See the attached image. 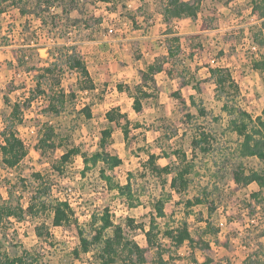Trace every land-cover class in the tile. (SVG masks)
Instances as JSON below:
<instances>
[{
    "label": "rangeland",
    "instance_id": "rangeland-1",
    "mask_svg": "<svg viewBox=\"0 0 264 264\" xmlns=\"http://www.w3.org/2000/svg\"><path fill=\"white\" fill-rule=\"evenodd\" d=\"M24 1L25 4L9 6L0 14V133L14 123L11 108L19 102L20 121L13 128L27 150L25 158L12 169L4 168L0 155V204L19 205L24 211L33 204L37 214L23 212L20 218L0 221V252L12 257L26 251L36 258L37 264H100L94 249L74 256L77 231L82 230L85 236L92 234L96 226L92 225L93 217L97 219L107 208L110 220L121 226L123 236L143 245L144 231L155 217L154 203L162 200L165 217H155V222L168 264L203 260L200 252L187 245L173 248L162 235L166 225L176 227L180 222L187 223L191 234L204 229L205 221L210 224L204 239L210 244L215 262L246 264L248 255L264 259V220L258 212L250 218L246 206L258 187L250 184L239 192L232 190L229 178L234 164L230 160L238 140L228 129L223 98L217 96L208 72V67L227 68L239 87L237 105L253 117L261 114L264 66L255 70L252 61L264 59V31L258 35L263 44H253L257 30L253 29L255 23L249 16L247 0H202L195 18L169 24L160 15L166 0H80L71 9L67 7L68 15L54 8L53 13L58 15L55 25L48 14L42 15L44 18L33 15L34 0ZM42 20L48 26L42 25ZM172 36L180 38V50L169 63L170 68L174 66L172 77L156 75L157 90L152 98L142 102L143 112L137 116L127 88L138 81V70L145 69L156 57L167 55L166 39ZM191 36L195 38L187 41ZM69 45L80 51L92 90H81L84 80L72 71L54 74L57 78L45 75L43 68L50 62L47 51L58 52ZM189 46L199 51L193 58L189 57ZM15 54L20 59L25 56V63L18 65ZM182 78L188 81L181 91L186 106L172 96ZM55 79L58 85L54 84ZM37 82L45 93L64 91L65 108L60 114L42 111L45 95L35 97L30 104L24 102L31 97ZM190 96L205 110V117L199 116L190 104ZM85 107L90 110V118L83 114ZM111 109L125 114L131 124L127 142L120 128L104 118ZM46 127L53 130L54 147L40 151L37 142ZM104 128L112 129L110 152L122 161L117 168L105 172L110 186L101 178V171L105 170L101 164L83 171L80 155L61 161L62 155L73 148L88 155L97 151ZM198 132L211 135L212 149L207 155L196 154L192 158L188 189L173 192L170 180L174 173L157 176L149 171L148 155L158 156L157 164L174 170L182 165L176 152H184L187 160L191 159L190 139ZM242 162L248 168L264 167L255 158ZM127 181L131 202L110 188ZM201 195L214 203L210 215L205 204L185 208L187 200ZM58 201H66L73 212L72 222L66 227L52 225V207ZM130 203L136 206L128 207ZM36 228L41 238L37 237Z\"/></svg>",
    "mask_w": 264,
    "mask_h": 264
},
{
    "label": "trees",
    "instance_id": "trees-1",
    "mask_svg": "<svg viewBox=\"0 0 264 264\" xmlns=\"http://www.w3.org/2000/svg\"><path fill=\"white\" fill-rule=\"evenodd\" d=\"M80 0H34V6L36 11L33 14L36 17L44 18L42 15L48 14L50 16V22L52 25L57 24L56 19L58 15L53 13L54 8H60V12L63 15H68L70 9ZM105 1L106 0H102ZM202 0H166L164 6L161 8L160 15L165 24H169L174 20H182L186 18H195L199 10V5ZM248 8L250 9L249 16L255 23L253 29L257 30L253 41L255 45L263 44L262 38L258 39L264 31V0H247ZM6 3V5H4ZM24 0H0V14L5 11L7 7H18ZM67 3L69 5H67ZM8 4V5H7ZM66 5V6H65ZM70 6V9L67 7ZM22 9V8H21ZM24 9V8H23ZM21 14L24 15V10H21ZM46 21L42 20V25L48 26ZM195 38L194 36L188 37ZM180 38L178 36H172L166 39L168 46L166 49L167 55L156 57L151 63H149L145 69L138 70V81L134 86L127 90L130 92L132 99V110L140 116L143 112L142 102L154 96L156 92V75L160 73L166 74L167 77H172V68L169 67L170 59L175 58L176 53L180 50L178 44ZM173 44V45H171ZM254 46V45H253ZM64 50V51H63ZM197 49L189 46V57L198 53ZM50 62L47 67L43 68V71L52 78L54 74H63L65 70L72 71L78 74L84 82L81 88L83 91L92 90L93 83L90 75L87 71L85 63L81 57L80 51L75 45H69L62 47V50L53 52L47 51ZM17 64L22 65L25 63L23 59H20L16 54L14 55ZM261 58V57H260ZM252 66L255 70H260L264 66V59L261 61H252ZM210 80H212L217 96L223 98L222 111L228 117V129L237 136V145L234 149L233 159L230 160V164H234V168L231 171L229 178L230 185L233 192H239L241 189L248 187L250 184H256L258 191L250 194L251 201L247 203L248 213L254 216L256 212L260 213L264 220V167L259 169L251 167L248 168L242 160L248 158H255L259 162L264 163V108L260 115L252 116L244 111L237 103L235 99L239 94V87L237 82L232 77L227 68L223 67H208ZM54 84L58 85L59 81L54 80ZM188 86V81L185 79H179L177 82V91L172 93L183 106H186V99L183 97L181 91ZM121 88V87H120ZM31 97L25 99L27 104L31 103L35 97L45 95L44 106L42 111L44 113H50L58 115L65 106L66 94L64 91H53L45 93L42 89L41 83L37 82L35 89L30 93ZM71 96H74L71 94ZM228 100H227V99ZM190 104L196 109L197 113L201 117L206 116L205 110L196 105L193 97H189ZM5 101L9 103V100L5 98ZM24 105V103H23ZM26 106V105H25ZM21 105L16 102L12 105L11 115L14 117V121H20L18 114L20 112ZM83 114L86 118H90V110L88 107L83 109ZM189 117V115H187ZM105 120L109 123H115L120 128L122 138L124 142H127L131 132L129 131L130 122L127 120V116L119 112L118 109H111L104 115ZM14 123L7 125L0 133V155L1 163L4 168L12 169L16 167L22 159L27 155V150L23 142L17 137L15 132ZM138 125H135L137 127ZM111 128H104L100 131V137L98 141L97 151L88 154L80 153L76 148L70 149L66 154L62 155V163L66 162L71 156L80 155L83 163V171H88L91 167L101 164L104 171H101V178L105 183L110 186V177L106 175V170L111 171L121 165V159L113 155L110 152L111 145ZM53 130L51 127H46L43 135L37 142V150L45 151L47 148L54 147L52 142ZM211 135L205 132H198L191 136L190 150L191 159L187 160V156L184 152H176L180 154L182 165L174 170L169 165L160 166L156 163L158 156L149 154L146 165L147 169L157 176L163 174L168 175L174 173V176L170 180V189L173 192L180 193V191H186L192 182L189 178L191 172L192 158L196 157V154L207 155L212 149ZM111 189L116 190L119 196L125 198L128 201H132L130 182L119 186H111ZM9 194V193H8ZM138 202V201H137ZM208 205V215L214 210V203L209 202V198L201 196H195L192 200L185 202V208H192L197 205ZM136 203H130L128 207H135ZM44 210V204L40 207ZM53 218L52 225L55 227H66L72 222V214L69 204L66 201H58L52 207ZM155 217H165L164 202L158 200L154 203ZM23 212L29 214H37V210L33 204L28 205L24 211L19 205H8L7 203L0 204V221L3 218H20ZM108 209L105 208L102 213L96 219V216L92 219V225H96L92 231V234L85 236L82 230H78V248L73 250L74 256L78 257L79 253L88 254L91 249L95 250L94 256L100 261V264H115L117 261L120 264H168L164 259L165 249L161 245L158 239L157 225L155 217L152 218L149 223L148 229L144 231V244L139 245L135 241L126 239L123 236V230L120 225H114L110 220ZM240 218V215L238 216ZM75 220V219H74ZM201 220V219H200ZM202 221H204L202 219ZM130 223L133 221L130 220ZM204 229H199L195 234H191L186 222H180L176 227H170L166 225L162 235L169 241V244L173 248H180L183 245H187L191 250L198 251L202 255V262L193 260L194 264H220L215 262L210 255V244L204 239V235L207 228H210V224L205 221ZM109 231V234L107 233ZM36 235L38 238L42 237V234L38 228H36ZM264 237V233L262 235ZM246 264H264V259H261L259 255H248L246 258ZM0 264H37V260L33 255L28 254L26 251L19 255L9 256L6 253L0 252ZM226 264H230L226 262Z\"/></svg>",
    "mask_w": 264,
    "mask_h": 264
},
{
    "label": "built area",
    "instance_id": "built-area-1",
    "mask_svg": "<svg viewBox=\"0 0 264 264\" xmlns=\"http://www.w3.org/2000/svg\"><path fill=\"white\" fill-rule=\"evenodd\" d=\"M252 49L254 50V49H255V47L253 46V47H252Z\"/></svg>",
    "mask_w": 264,
    "mask_h": 264
}]
</instances>
